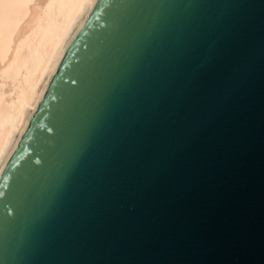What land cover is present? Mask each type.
Instances as JSON below:
<instances>
[{
	"label": "water",
	"instance_id": "95a60500",
	"mask_svg": "<svg viewBox=\"0 0 264 264\" xmlns=\"http://www.w3.org/2000/svg\"><path fill=\"white\" fill-rule=\"evenodd\" d=\"M0 264H264V0H98L1 172Z\"/></svg>",
	"mask_w": 264,
	"mask_h": 264
},
{
	"label": "bare ground",
	"instance_id": "6f19581e",
	"mask_svg": "<svg viewBox=\"0 0 264 264\" xmlns=\"http://www.w3.org/2000/svg\"><path fill=\"white\" fill-rule=\"evenodd\" d=\"M98 0H0V176Z\"/></svg>",
	"mask_w": 264,
	"mask_h": 264
}]
</instances>
